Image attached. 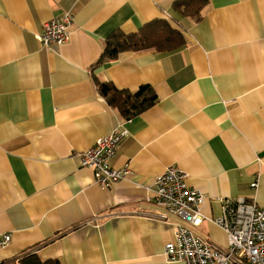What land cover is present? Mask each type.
<instances>
[{"label":"crops","instance_id":"crops-1","mask_svg":"<svg viewBox=\"0 0 264 264\" xmlns=\"http://www.w3.org/2000/svg\"><path fill=\"white\" fill-rule=\"evenodd\" d=\"M175 1L0 0V237L11 235L0 264L26 254L61 264H171L165 246L181 221L154 196L156 178L172 166L205 196L211 220L222 216L219 199L264 207V0H208L198 21L176 13ZM64 14L69 41L44 49L36 34ZM157 19L181 31L185 46L95 67L113 32L133 34ZM93 75L119 90L149 85L158 102L125 120ZM118 128L129 136L112 165L131 174L102 189L76 154ZM195 232L227 248L207 219Z\"/></svg>","mask_w":264,"mask_h":264},{"label":"built area","instance_id":"built-area-1","mask_svg":"<svg viewBox=\"0 0 264 264\" xmlns=\"http://www.w3.org/2000/svg\"><path fill=\"white\" fill-rule=\"evenodd\" d=\"M71 26V14H64L44 24L36 38L44 49L58 50L69 41ZM128 136V131L115 129L111 135L98 139L88 150L76 154L80 165L93 172L95 183L100 188L114 187L131 174L129 166L117 169L112 165L120 143ZM187 177L184 171L172 166L155 181L154 203L181 221L175 225L173 240L165 246L167 262L264 264V207H259L256 201L245 198L236 201L219 199L222 216L211 220L203 211L205 196L188 185ZM252 188H258V181L252 184ZM159 218L167 220V215L161 214ZM206 219L225 232L226 249L214 246L194 233ZM10 242V234L1 236L0 248Z\"/></svg>","mask_w":264,"mask_h":264},{"label":"trees","instance_id":"trees-1","mask_svg":"<svg viewBox=\"0 0 264 264\" xmlns=\"http://www.w3.org/2000/svg\"><path fill=\"white\" fill-rule=\"evenodd\" d=\"M207 5L208 0H176L173 10L198 21ZM185 44L186 39L181 31L174 28L167 19H157L147 23L133 34H125L121 31L113 32L106 39L104 51L95 67L117 61L122 54L127 52H173ZM93 81L98 94L125 120L142 115L158 102L154 89L149 85H142L137 91L131 92L119 90L110 82H101L95 75H93ZM7 264L61 263L58 260H42L37 254H26L17 261Z\"/></svg>","mask_w":264,"mask_h":264},{"label":"rangeland","instance_id":"rangeland-1","mask_svg":"<svg viewBox=\"0 0 264 264\" xmlns=\"http://www.w3.org/2000/svg\"><path fill=\"white\" fill-rule=\"evenodd\" d=\"M196 233V232H195ZM197 236H200L199 234L196 233ZM202 237V236H201Z\"/></svg>","mask_w":264,"mask_h":264}]
</instances>
